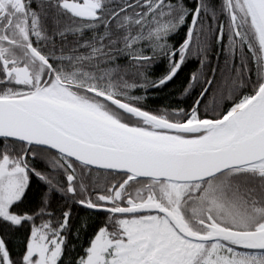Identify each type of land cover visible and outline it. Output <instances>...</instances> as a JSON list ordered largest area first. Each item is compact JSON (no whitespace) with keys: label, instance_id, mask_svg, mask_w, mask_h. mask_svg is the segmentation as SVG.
Here are the masks:
<instances>
[{"label":"snow or ice","instance_id":"snow-or-ice-1","mask_svg":"<svg viewBox=\"0 0 264 264\" xmlns=\"http://www.w3.org/2000/svg\"><path fill=\"white\" fill-rule=\"evenodd\" d=\"M0 264H264V0H0Z\"/></svg>","mask_w":264,"mask_h":264}]
</instances>
